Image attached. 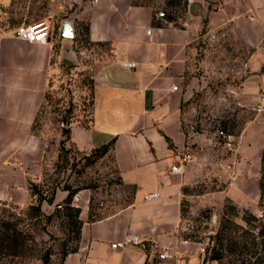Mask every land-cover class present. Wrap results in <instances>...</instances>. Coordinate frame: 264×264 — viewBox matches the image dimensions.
Instances as JSON below:
<instances>
[{"label": "crops", "instance_id": "obj_1", "mask_svg": "<svg viewBox=\"0 0 264 264\" xmlns=\"http://www.w3.org/2000/svg\"><path fill=\"white\" fill-rule=\"evenodd\" d=\"M75 18L87 21L90 42L106 43L111 49L92 63L90 120L84 126L72 125L69 141L80 151L113 141L109 152L119 178L135 191L131 204L110 216L87 222L81 211L78 250L63 264H154L162 250L192 262L194 249L175 236L183 188L196 180L199 168L193 156L186 163L181 158L187 157L189 148L181 127V105L193 86L189 81V90H182L187 57L201 35L225 26L249 50L240 98L244 105H260L263 111L232 138L227 186L217 198L219 203L228 198L237 204L258 197L264 150V0H186L179 26L153 25V9L133 0L84 2ZM58 36L62 41L72 38L66 19ZM17 40L38 50L23 73L0 82V124L25 133L17 142V154L0 162V199L25 206L30 202L27 182L40 177L47 147L45 137L27 131L43 100L49 51L46 41ZM172 167H180V172H172ZM149 193L158 197L145 201ZM133 235L139 237V246L112 247Z\"/></svg>", "mask_w": 264, "mask_h": 264}, {"label": "rangeland", "instance_id": "obj_2", "mask_svg": "<svg viewBox=\"0 0 264 264\" xmlns=\"http://www.w3.org/2000/svg\"><path fill=\"white\" fill-rule=\"evenodd\" d=\"M90 1L0 0V82L18 72L23 73L38 50L17 40L16 28L31 24L47 27L51 33L46 41L49 51L47 82L42 103L27 131L45 137L47 147L41 175L32 182L44 185L47 194L58 187L53 204H41L45 215L51 214L66 197L67 192L62 188H84L74 195L72 206L85 211L86 219L90 214L91 220H98L128 207L135 188L121 182L110 152L97 158L94 150L80 151L70 142H65L60 152V141L64 139L62 130L75 124L86 125L90 120L92 63L109 54L111 49L106 43L90 42L84 30L87 21L74 19L81 5ZM133 3L150 6L154 23L165 24L160 20L161 14L172 17L177 26L185 19L186 0H171L170 4L167 0H133ZM64 19L72 25V38L68 41L58 36L59 25ZM248 51L241 46L233 29L225 26L201 35L187 57L182 90H189V81L193 86L188 99L181 105V127L189 146L185 154L187 158L193 156L199 168L196 180L183 188L185 198L180 203L181 221L175 236L194 249L192 262L177 256L191 264H218L205 261V249L212 246L209 237L218 229L219 214L227 200L238 211V216H232L237 225L244 226L240 219L242 210L264 220L258 208L259 196L252 195L237 204L228 198L219 203L217 198V193L227 186L232 138L242 132L256 113L240 98L241 84L247 74ZM41 55L44 57V50ZM224 128L233 135L222 134ZM24 134L19 127L0 124V162L17 154V142ZM184 157L181 155L182 159ZM29 204H35V200L30 198L27 205L20 206L10 198L0 199V215L11 214L20 219V227L33 237L26 253L17 258L0 259V264H40L38 256L45 251L52 253L50 264H60L61 250L74 245L72 227L62 214L49 221L24 219L22 213ZM206 209L211 210L209 219L202 217ZM200 248L204 249L203 253ZM239 258L237 252L227 254L224 263L240 264Z\"/></svg>", "mask_w": 264, "mask_h": 264}, {"label": "trees", "instance_id": "obj_3", "mask_svg": "<svg viewBox=\"0 0 264 264\" xmlns=\"http://www.w3.org/2000/svg\"><path fill=\"white\" fill-rule=\"evenodd\" d=\"M171 0H167L170 4ZM160 20L165 25L174 24V19L165 14L160 15ZM157 27L163 26L161 22L154 23ZM85 33L88 38V26L86 24ZM84 126V125H83ZM222 134L227 136L233 135L232 133L226 132L224 128ZM64 139L60 141V152L63 151L65 142L69 141L70 128L62 130ZM113 141L104 145L98 149H94L97 153V158L102 157L111 149ZM60 156V155H59ZM57 186L54 187L50 193H46L44 185L29 181L27 183V189L31 199L35 200V204H29L26 210L22 213L24 219H41L46 220L52 219L56 215L62 214L66 219L68 225L72 227L74 245L69 249H62L60 252V264L64 263V259L69 254H74L78 250V242L80 238V231L83 225L82 220L79 218L80 209L72 206V199L74 195L84 189L79 188L77 190H71L69 187L62 188V191L67 192L66 197L63 199L61 204H58L54 211L45 215L41 210V204L47 203L52 205L55 199V193ZM258 208L264 218V150L261 154V178L259 181V200ZM211 210L206 209L202 212V217L205 219L210 218ZM232 216H238V211L235 206L227 200L223 205V208L219 214V225L216 233L209 237L212 241V246L205 249V261H216L218 264H235L232 261L224 263L226 255H234L236 252L240 258V264H263L264 263V220L258 219L255 215L247 210H242L241 221L244 226L237 225L232 220ZM90 214L87 216V222H93ZM22 221L16 219L13 215H0V259L3 258H17L26 253L33 242L32 235L22 229L20 224ZM145 250H148L145 248ZM52 253L45 251L40 253L38 260L40 264H50Z\"/></svg>", "mask_w": 264, "mask_h": 264}, {"label": "built area", "instance_id": "obj_4", "mask_svg": "<svg viewBox=\"0 0 264 264\" xmlns=\"http://www.w3.org/2000/svg\"><path fill=\"white\" fill-rule=\"evenodd\" d=\"M149 33V30H147ZM16 37L22 41L28 43H43L50 38L51 33L47 29V27H42V24H31L26 26H19L15 31ZM173 90L176 91L177 87H173ZM254 110L259 113L263 111L262 107L259 105L254 108ZM188 158H183L182 162H187ZM171 171L174 173L180 172V167H172ZM158 195L156 193H149L144 196L145 201H150L157 198ZM140 239L138 236H127L124 237L121 241L112 244V247L117 249H124L130 247H137L140 245ZM200 252L203 253L204 249L200 248ZM154 264H191L188 260L177 257L175 254L170 253L167 250H162L157 253L156 260Z\"/></svg>", "mask_w": 264, "mask_h": 264}]
</instances>
